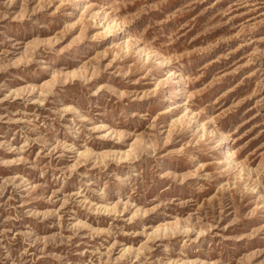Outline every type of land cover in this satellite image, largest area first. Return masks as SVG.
<instances>
[{
  "label": "rangeland",
  "instance_id": "1",
  "mask_svg": "<svg viewBox=\"0 0 264 264\" xmlns=\"http://www.w3.org/2000/svg\"><path fill=\"white\" fill-rule=\"evenodd\" d=\"M0 264H264V0H0Z\"/></svg>",
  "mask_w": 264,
  "mask_h": 264
}]
</instances>
